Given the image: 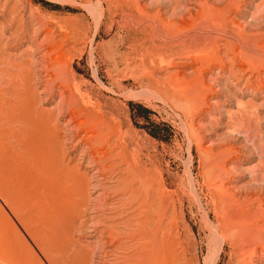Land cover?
I'll return each instance as SVG.
<instances>
[{"label": "rangeland", "instance_id": "rangeland-1", "mask_svg": "<svg viewBox=\"0 0 264 264\" xmlns=\"http://www.w3.org/2000/svg\"><path fill=\"white\" fill-rule=\"evenodd\" d=\"M0 49L58 133L0 123V264H107L115 218L138 264H264V0H0Z\"/></svg>", "mask_w": 264, "mask_h": 264}, {"label": "bare ground", "instance_id": "bare-ground-1", "mask_svg": "<svg viewBox=\"0 0 264 264\" xmlns=\"http://www.w3.org/2000/svg\"><path fill=\"white\" fill-rule=\"evenodd\" d=\"M183 4H185V3H183ZM0 54H2L1 49H0ZM5 61L7 63V60H5ZM0 63L3 64V62H0ZM0 70L2 72H4L5 75H8L7 74L8 72H6V69H0ZM2 72H0V74ZM1 83H2V81L0 82V85H1ZM5 88L6 87L0 86V123H3L1 125H3L7 129L6 133L11 134L10 136H12L14 138V141H16L17 143H21V147L23 149H26V150H24V152L27 151L29 153L28 154L29 156L32 155L30 153H31V151H33L34 145L37 142H40V143H43L42 144V146H43L42 150L45 151V153L47 155H50L55 159V157H56L55 148H56V143H57L56 140L58 138L57 130L55 131V128L53 126H52V128H49L47 126L46 121L42 120L40 116H37V113L35 115L32 112L28 111L27 109H29V108L28 107L25 108L27 105H26L23 97H19V102L13 103L11 101V99L9 98L13 94L11 95V91L8 89L5 92ZM3 92H5V93H3ZM106 197H107V195H106ZM103 198H105V196ZM118 217H119V215H118ZM108 221H110V220L108 219ZM124 223L125 222H123L122 219L119 220V218H115V219L111 220V222L109 223V232L107 234V235H109V239L106 237L107 239L104 242L103 247H102V248L105 247L104 249L106 250V252L104 254H106L107 264H138V261H137L138 257L137 256L141 251L140 248H143V247L147 248L148 254H152V248L153 247H152L151 237L150 236L148 237V241H151V244L139 243L140 238L137 235H135V230H129V232H126L124 230V228H122V226H124ZM130 226L131 225H129V227ZM124 227H126V226H124ZM127 227H128V225H127ZM99 245H100V243H99Z\"/></svg>", "mask_w": 264, "mask_h": 264}]
</instances>
